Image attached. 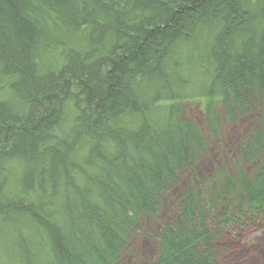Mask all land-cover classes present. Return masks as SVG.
<instances>
[{
  "label": "trees",
  "instance_id": "obj_1",
  "mask_svg": "<svg viewBox=\"0 0 264 264\" xmlns=\"http://www.w3.org/2000/svg\"><path fill=\"white\" fill-rule=\"evenodd\" d=\"M143 218L150 264H219L225 226L264 219V0H0V264H115Z\"/></svg>",
  "mask_w": 264,
  "mask_h": 264
},
{
  "label": "rangeland",
  "instance_id": "obj_2",
  "mask_svg": "<svg viewBox=\"0 0 264 264\" xmlns=\"http://www.w3.org/2000/svg\"><path fill=\"white\" fill-rule=\"evenodd\" d=\"M187 112L191 120L204 125L205 117L198 104H187ZM250 125L247 117L236 123H224L220 138L211 145L208 154L192 171L183 175L180 183L164 197L162 218L171 215L172 207L185 188L199 179L203 181L214 173L220 163L231 160L237 154L242 137L249 133ZM245 227L242 229L237 226H225L218 243L221 248L219 264H264V219ZM159 228V222L156 220L141 219L135 226L129 242V251L115 264H150L155 255Z\"/></svg>",
  "mask_w": 264,
  "mask_h": 264
}]
</instances>
